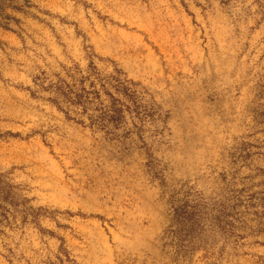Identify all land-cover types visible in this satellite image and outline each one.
Here are the masks:
<instances>
[{"label":"rangeland","instance_id":"obj_1","mask_svg":"<svg viewBox=\"0 0 264 264\" xmlns=\"http://www.w3.org/2000/svg\"><path fill=\"white\" fill-rule=\"evenodd\" d=\"M0 3V264H264V0Z\"/></svg>","mask_w":264,"mask_h":264},{"label":"trees","instance_id":"obj_2","mask_svg":"<svg viewBox=\"0 0 264 264\" xmlns=\"http://www.w3.org/2000/svg\"><path fill=\"white\" fill-rule=\"evenodd\" d=\"M2 0H0L1 2ZM2 9V5L0 3V10ZM91 66V62H90ZM84 83V82H83ZM96 82L91 81L90 86L92 88L96 87ZM101 87L105 89V84L101 82ZM46 89H51L54 91L55 96L53 98H49L54 104L58 106V108L63 109L61 102H68L71 104H75L81 107L82 113H87V105L88 103H92V99L88 95L90 90H87L86 87L82 86L79 90H76L74 86L70 85L69 83H66L63 79L59 78L57 82L52 83L49 85V87H45ZM81 90V91H80ZM93 92V91H91ZM94 92L99 95V91L97 89H94ZM112 96V93H111ZM115 100V98H113ZM120 108H114V114L112 115L113 118L116 119L119 118L120 115Z\"/></svg>","mask_w":264,"mask_h":264},{"label":"crops","instance_id":"obj_3","mask_svg":"<svg viewBox=\"0 0 264 264\" xmlns=\"http://www.w3.org/2000/svg\"><path fill=\"white\" fill-rule=\"evenodd\" d=\"M250 241H251L250 246L252 247V244H253L252 238ZM255 244H257L256 247L260 250V252H259L260 255H258V256H260V258L264 259V229L260 233L259 241H256Z\"/></svg>","mask_w":264,"mask_h":264}]
</instances>
